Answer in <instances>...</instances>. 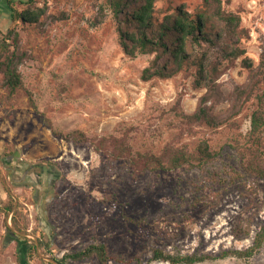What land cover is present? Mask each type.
Here are the masks:
<instances>
[{
  "label": "rangeland",
  "instance_id": "rangeland-1",
  "mask_svg": "<svg viewBox=\"0 0 264 264\" xmlns=\"http://www.w3.org/2000/svg\"><path fill=\"white\" fill-rule=\"evenodd\" d=\"M15 1L0 0V59L10 29L24 53V87L12 91L0 69V264H19L21 242L29 264H103L96 255L58 261L92 242L144 262L158 247L213 256L195 264H264V245L249 260L221 256L251 246L264 227V123L258 138L251 134L253 113L264 118V0L223 2L249 32L242 46L254 68L240 57L223 70L208 103L217 127L182 116L207 93L194 85L195 69L143 79L155 55L124 52L109 0H34L47 5L37 23L13 21L11 8L25 6ZM179 5L194 12L203 0H158L156 14ZM29 92L61 130L128 131L135 150L157 154L166 146L193 151L207 139L218 155L203 167L134 176L92 146L54 135Z\"/></svg>",
  "mask_w": 264,
  "mask_h": 264
},
{
  "label": "trees",
  "instance_id": "trees-1",
  "mask_svg": "<svg viewBox=\"0 0 264 264\" xmlns=\"http://www.w3.org/2000/svg\"><path fill=\"white\" fill-rule=\"evenodd\" d=\"M14 4L15 0H8ZM158 0H109L117 25L119 43L127 55L154 54L155 57L143 71V79L154 77L169 78L181 71L194 72V85L206 88L196 111L192 114H182L186 123H207L217 127L220 121L208 106L212 94L217 91V82L223 70L230 67L242 57V63L249 69L254 68L251 58L246 56L242 40L249 37L248 30L241 25V16L223 8L224 0H203V5L191 12L185 5L177 6L172 12L166 13L160 19L156 14ZM230 1V0H227ZM25 6L11 8L13 21L37 23L47 14V5L33 6L34 0L21 1ZM13 47V50H11ZM6 56L0 59V69L5 82L15 91L24 87L18 64L24 57L20 52L19 34L10 29L3 39ZM260 74L264 78V50L261 54ZM30 93V92H29ZM30 103L37 113L42 114L30 93ZM44 123L53 134L70 141L75 145H90L98 153L106 155L112 161H118L134 176L146 172L172 171L179 168L203 167L211 164L218 152L207 139L201 140L195 150L187 147L166 146L159 154L151 151L135 150L128 140V131L118 136H90L84 130L64 131L57 128L51 119L43 115ZM263 115L257 110L253 113L251 134L258 138ZM264 176V172H260ZM21 247L18 252L19 264H29L28 249ZM264 245V227L256 234L254 242L246 249L227 250L222 257H238L251 259ZM96 255L103 263L110 261L119 263L152 264L155 261H165L170 264H195L213 258L211 255L182 254L163 248H154L147 262L140 256L127 259L113 256L106 243L92 242L84 249L67 254L58 261L64 263L67 257L75 260Z\"/></svg>",
  "mask_w": 264,
  "mask_h": 264
}]
</instances>
